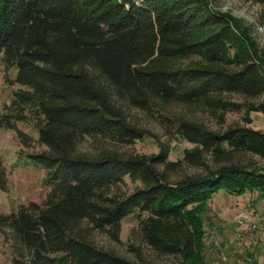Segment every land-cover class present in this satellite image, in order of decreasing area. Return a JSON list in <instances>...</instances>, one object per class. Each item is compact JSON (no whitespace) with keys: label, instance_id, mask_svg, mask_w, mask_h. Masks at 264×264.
Segmentation results:
<instances>
[{"label":"trees","instance_id":"trees-1","mask_svg":"<svg viewBox=\"0 0 264 264\" xmlns=\"http://www.w3.org/2000/svg\"><path fill=\"white\" fill-rule=\"evenodd\" d=\"M260 28L264 37V13ZM257 33L212 0H0V65L16 67L23 87L0 128L24 122L38 130L44 148L28 157L51 185L43 205L0 215V232L26 264H150L92 240L101 231L120 242L122 222L135 213L152 252L208 264L204 219L214 197L256 192L264 200V166L235 160H264V132L250 127L251 113L264 115ZM133 109L193 148L176 162L168 145L154 155L122 151L152 138ZM188 114L241 120L216 131ZM18 138L33 148L29 135L18 130ZM126 179L139 185L124 191ZM7 181L0 159L1 190Z\"/></svg>","mask_w":264,"mask_h":264},{"label":"rangeland","instance_id":"rangeland-1","mask_svg":"<svg viewBox=\"0 0 264 264\" xmlns=\"http://www.w3.org/2000/svg\"><path fill=\"white\" fill-rule=\"evenodd\" d=\"M214 6L222 11L231 13L253 24L258 30V40L264 47L263 29L260 20L264 13V2L259 0H212ZM18 70L0 65V117L11 103L16 91L23 87L16 83ZM173 113H183L182 109H171ZM131 118L134 123L150 130L152 138H144L134 145L121 147L124 152L154 155L160 151V145L170 147L169 160L176 162L184 157L186 149L193 148L187 141L173 136L169 127L160 120L147 113L133 109ZM188 117L197 120L212 130H226L231 124L240 121L239 116L229 114L227 122L222 124L220 119L210 118L203 114H188ZM253 123L250 127L264 132V115L251 113ZM18 130L33 139V148H24L18 138ZM39 132L31 124L17 123V129L0 128V159L6 169L7 190L0 189V215L16 213L23 205L36 203L43 205L51 191L47 183V172L40 164L28 157V154L43 150L38 144ZM236 162L246 165L250 161L264 166V160L252 154L238 153ZM190 172L192 169H185ZM180 174L173 176L180 179ZM139 183L129 179L123 190L132 192ZM206 251L205 258L208 264H251L254 260L264 264V200L258 199V194L247 193L243 197L229 196L218 193L213 199L211 211L205 215ZM136 213L128 216L122 222L120 242L113 241L106 233L94 231L92 240L100 248L111 250L120 256L137 259L144 258L150 264H177L178 258L159 256L145 245L138 232ZM15 241L10 236L0 232V264H26L28 257H22L15 247ZM132 247V248H131Z\"/></svg>","mask_w":264,"mask_h":264}]
</instances>
